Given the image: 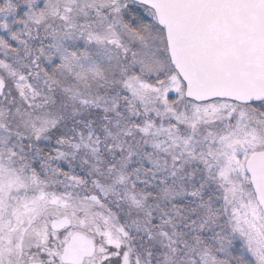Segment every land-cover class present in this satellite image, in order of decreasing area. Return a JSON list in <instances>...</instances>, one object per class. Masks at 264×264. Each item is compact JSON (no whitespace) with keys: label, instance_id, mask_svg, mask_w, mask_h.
I'll use <instances>...</instances> for the list:
<instances>
[{"label":"snow or ice","instance_id":"snow-or-ice-1","mask_svg":"<svg viewBox=\"0 0 264 264\" xmlns=\"http://www.w3.org/2000/svg\"><path fill=\"white\" fill-rule=\"evenodd\" d=\"M0 264H264V0H0Z\"/></svg>","mask_w":264,"mask_h":264}]
</instances>
